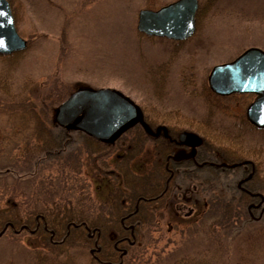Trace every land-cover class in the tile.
<instances>
[{"label": "rangeland", "instance_id": "1", "mask_svg": "<svg viewBox=\"0 0 264 264\" xmlns=\"http://www.w3.org/2000/svg\"><path fill=\"white\" fill-rule=\"evenodd\" d=\"M172 1L175 0H10L17 30L28 47L18 57L0 55V98L20 104L16 111L7 105L3 106L7 111H3L0 106V165L10 166L9 173L17 176L14 160L26 156V145L33 144V151L34 144L40 143L35 127L42 123L55 126L57 107L76 89L114 88L141 106L151 129L156 131L164 125L170 133H196L214 147L226 148L223 153L238 163L246 159L260 161L259 177L264 178V129L243 124L254 96L202 92L203 87H208L215 65L232 61L251 46L264 49V0H215L197 23L195 35L183 43L138 32L139 10L157 9ZM46 107L53 109L46 113ZM73 135L76 145L81 146L79 135ZM136 143L131 139L124 143L117 140L111 152L102 156L78 152V164L68 172L46 169L44 176L67 177V181L55 187V197L46 201L50 194L41 196L39 206L52 211L71 200L86 209L92 203L108 209L116 203L114 196L119 192L115 174L122 176L120 185L125 189V172L132 170L137 176L153 169L156 145L148 140L137 152ZM70 145L74 147L75 141ZM28 176L31 175L24 173L21 178ZM5 179L0 182V212L9 216L14 213L13 204H9L14 199L24 220L30 209L27 198L21 193L11 196L16 177L8 174ZM189 186L186 198L193 200L196 194L197 201L178 196L174 202L170 198L171 205L157 204L152 222L140 236L142 248L132 259L130 254L126 257L130 262L167 264L170 256L184 253L187 245L192 254L217 255L214 247L205 252L200 246L205 231L190 235L202 224L205 198L197 184ZM257 201L255 197L249 206ZM216 218L206 221L215 226ZM43 245L42 237L33 233L14 235L8 230L0 238V264H31V251ZM92 247L81 249V256L74 249L72 264H89ZM241 253L233 244L224 264H264V250Z\"/></svg>", "mask_w": 264, "mask_h": 264}, {"label": "trees", "instance_id": "2", "mask_svg": "<svg viewBox=\"0 0 264 264\" xmlns=\"http://www.w3.org/2000/svg\"><path fill=\"white\" fill-rule=\"evenodd\" d=\"M214 2L215 0H207L202 4L200 1L197 23ZM23 51L3 57H18ZM208 87H203L204 95L215 94ZM5 105L11 110H17L20 106L17 102H8L0 98L3 111H7V106L3 107ZM52 109L46 107L45 112H51ZM243 124L254 128L247 119ZM35 128L34 134L40 138V143L34 144L33 151L30 150L33 144L26 145V156L14 160L13 166L18 169V175L9 173L11 170L7 168L10 166L4 168L0 165V182L5 181L8 174L16 177L11 196L16 197L21 193L25 199L27 198L26 203L30 208L26 218L22 220L20 208L13 203L14 199L12 203L10 201L14 213L9 216L0 212V238L8 230L14 235L26 231L42 237L43 247L31 251V264H72L76 255L74 249H77L81 256V249H87L90 245L93 247L90 249L92 259L89 264H134L130 259L142 248L140 236L152 222L156 205L170 204V198L174 202L178 196L195 203L196 194L192 196L193 200L188 196L186 198V193L190 191L189 185L192 183L200 187L205 199L200 218L202 224L190 235L205 231L204 238H201L204 243L200 246H203L205 252H209L208 248L214 247L217 255L201 257L198 253H190L192 249L187 248L189 246L187 245L182 250L184 253L170 256L167 264H224L228 257L226 253L232 251L233 244L235 251L242 252L241 254L247 251L255 254L257 250H264V178L259 177L262 171L260 161L246 159L245 162L238 163L237 159L229 158V154L223 153L222 149L226 148L214 147L206 140H203L194 158L174 160L169 155L176 148L173 139L177 133L171 134L172 140L163 134L152 137L153 135L138 124L125 132L118 141L124 143L129 139L137 140L136 145L139 147L137 152H140L145 143L151 140L157 147L156 161L152 163L153 169L137 176L132 170L122 173L125 189L120 185L123 183L122 176L115 174L119 181V192L114 196L116 203L108 209L94 207L93 203L86 209L71 200H66L65 205L56 206V210L51 211L47 207L39 206L41 196L50 194L46 201L51 196L55 197V187L67 181V177H47L44 176V171L56 169L60 173L68 172V168L78 164V152L108 155L114 143L105 144L84 132L66 130L57 124L50 127L42 123ZM73 133L79 135L81 146L76 145ZM131 134L132 136L128 137ZM73 141L74 147L70 145ZM65 143L67 148L64 150ZM127 150L131 149L128 147ZM233 163L237 165L231 167L230 164ZM24 173L31 176L21 178ZM255 197L258 204L249 206ZM213 216L217 217L215 226L206 221ZM129 254L131 258L127 259ZM231 259L230 256L229 261Z\"/></svg>", "mask_w": 264, "mask_h": 264}, {"label": "water", "instance_id": "3", "mask_svg": "<svg viewBox=\"0 0 264 264\" xmlns=\"http://www.w3.org/2000/svg\"><path fill=\"white\" fill-rule=\"evenodd\" d=\"M198 0H176L159 9L144 8L138 12L137 29L148 36L185 40L196 30ZM27 41L17 31L8 0H0V54L24 50ZM209 86L217 94L254 93L256 99L248 106V119L264 127V51L257 47L245 50L231 62L215 65L208 77ZM56 123L66 130L81 131L94 139L111 144L124 132L141 123L147 131L141 107L114 88L81 87L56 109ZM181 144L195 149L201 138L184 131ZM188 157L187 154L178 153Z\"/></svg>", "mask_w": 264, "mask_h": 264}, {"label": "flooded vegetation", "instance_id": "4", "mask_svg": "<svg viewBox=\"0 0 264 264\" xmlns=\"http://www.w3.org/2000/svg\"><path fill=\"white\" fill-rule=\"evenodd\" d=\"M180 43V42H179ZM151 131L152 132H149L148 131V133L150 134V135H153L152 137H154V136H159L161 133L166 137V138H168L169 140L171 139H173L172 138V136H171V134L172 133H170V131H168V129L164 126V125H160V127H158L157 128V130L155 131V130H152L151 129ZM180 135H179V133H177L176 134V137L173 139L174 141H175V143H176V148L174 149V152L172 153V154H170L169 155V157L170 158H172V159H174V160H182V159H190V158H194L196 155H197V153H198V151H199V149H200V147L202 146V145H200V146H198L197 148H196V151L192 154V155H190V156H188V157H185L184 155H183V153H182V155H181V157L180 158H175V156L178 154V153H180V152H185V153H187V154H189V153H191L192 151H193V149L192 148H190V147H185L184 145H182L181 144V141H180V137H179ZM178 149V150H177ZM222 165H227V164H225V163H222Z\"/></svg>", "mask_w": 264, "mask_h": 264}]
</instances>
